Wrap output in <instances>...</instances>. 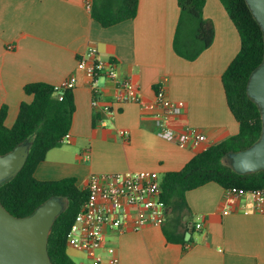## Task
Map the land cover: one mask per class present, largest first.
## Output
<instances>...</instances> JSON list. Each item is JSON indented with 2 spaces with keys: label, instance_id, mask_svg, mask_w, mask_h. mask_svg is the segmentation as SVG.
<instances>
[{
  "label": "crops",
  "instance_id": "1",
  "mask_svg": "<svg viewBox=\"0 0 264 264\" xmlns=\"http://www.w3.org/2000/svg\"><path fill=\"white\" fill-rule=\"evenodd\" d=\"M91 1L0 0V108L7 107L5 126L13 125L21 102L32 101L25 85L54 86L76 78L70 138L66 146L47 153L35 169L36 180L72 177L84 188L90 174L154 172L162 178L200 153L157 135L158 108L116 104L115 84L105 77L95 83L100 93L93 107L91 80L77 70V60L90 47L97 59L115 62L119 75L139 88L145 104L153 105L155 88L166 79L169 99L185 105L169 124L175 133L196 129L207 148L238 133L222 74L239 51L240 37L220 0L204 1L202 15L214 38L194 61L173 50L177 0H138L135 18L108 28L92 19L86 8ZM109 104L112 115L106 113ZM121 132H127L126 140ZM185 197V220L193 225L187 243H168L161 227L122 234L107 230L96 254L104 259L114 255L119 264H264V213L253 212L248 197L224 200V189L215 183Z\"/></svg>",
  "mask_w": 264,
  "mask_h": 264
},
{
  "label": "trees",
  "instance_id": "2",
  "mask_svg": "<svg viewBox=\"0 0 264 264\" xmlns=\"http://www.w3.org/2000/svg\"><path fill=\"white\" fill-rule=\"evenodd\" d=\"M205 0H177L180 14L173 38L176 55L194 61L212 44L214 30L204 20ZM239 37L240 48L222 74V85L228 108L239 125V131L223 142L195 155L177 172L166 173L161 180V200L166 221L162 232L168 243L185 244L189 224L186 193L208 183L244 192L264 191V170L238 174L225 162L230 153H237L256 143L262 133L259 107L247 96L251 74L264 60V35L245 0H220ZM138 0H92L90 14L101 27L108 28L135 18ZM30 103L21 102L11 127L4 122L7 107L0 108V156L15 147L29 144L27 159L15 177L0 185V204L14 218H25L52 197L62 199L64 210L56 217L47 238V255L51 264H75L67 255L66 235L87 199V192L76 185L75 178L38 181L36 167L47 153L62 146L75 111L72 90L62 101L52 95V86L30 83L23 87Z\"/></svg>",
  "mask_w": 264,
  "mask_h": 264
},
{
  "label": "built area",
  "instance_id": "3",
  "mask_svg": "<svg viewBox=\"0 0 264 264\" xmlns=\"http://www.w3.org/2000/svg\"><path fill=\"white\" fill-rule=\"evenodd\" d=\"M90 10L91 2L86 3ZM95 48H88L77 60V70L91 80L92 106L97 107V96L100 89L95 86L100 77H105L115 84L114 102L116 104L134 103L147 110L156 107L155 114L157 135L167 141H175L178 146H190L200 152L207 149L204 146L205 137L196 129L185 127L175 133L170 127L178 116L184 112V102L169 99L166 92V79L156 86L153 105L142 102L139 88L128 78L121 77L113 61H102L96 58ZM76 78L70 76L59 84L52 86V95L62 101L66 91L73 90ZM106 113L112 115L115 110L107 105ZM124 140L127 132H121ZM66 134L61 142H68ZM161 180L154 172H124L90 174L83 190L87 199L66 235L67 249L85 254L88 263L80 264H119L114 255L106 259L98 256L96 251L101 248L104 234L107 230L120 234L137 232L145 226L162 227L166 221L165 207L161 200ZM248 197L253 212L264 213V191L254 190L244 192L236 188L224 189V200L233 201L236 198ZM196 229L201 225L196 224Z\"/></svg>",
  "mask_w": 264,
  "mask_h": 264
},
{
  "label": "water",
  "instance_id": "4",
  "mask_svg": "<svg viewBox=\"0 0 264 264\" xmlns=\"http://www.w3.org/2000/svg\"><path fill=\"white\" fill-rule=\"evenodd\" d=\"M264 35V0H245ZM247 96L259 107L262 133L259 140L246 150L230 153L228 160L238 174L264 170V60L251 74ZM29 144L15 147L0 156V185L12 179L23 167ZM64 210L62 199L52 197L32 215L14 218L0 204V264H51L47 255V238L56 217ZM193 225L185 234L187 241Z\"/></svg>",
  "mask_w": 264,
  "mask_h": 264
},
{
  "label": "rangeland",
  "instance_id": "5",
  "mask_svg": "<svg viewBox=\"0 0 264 264\" xmlns=\"http://www.w3.org/2000/svg\"><path fill=\"white\" fill-rule=\"evenodd\" d=\"M67 142L63 143L62 145L66 146ZM225 162L227 164H230L228 159H225ZM67 255L71 258V260L75 264H80V263H88V258L85 256L83 253H78L77 251H74L72 249H67Z\"/></svg>",
  "mask_w": 264,
  "mask_h": 264
}]
</instances>
